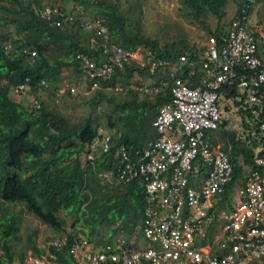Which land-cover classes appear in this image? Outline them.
<instances>
[{
	"label": "built area",
	"instance_id": "1",
	"mask_svg": "<svg viewBox=\"0 0 264 264\" xmlns=\"http://www.w3.org/2000/svg\"><path fill=\"white\" fill-rule=\"evenodd\" d=\"M240 1L220 40L210 35L198 60L181 55L179 64L156 58L149 48L139 54L138 48L108 45L103 19L84 21L85 28H96L101 37L92 39L94 48L101 51L98 58L76 53L91 89L99 88L100 79H109L115 66L122 68L135 61L152 73L168 68L163 74H171V80L160 76L148 84L141 81L138 88L152 95L168 93L171 100L158 107L152 121L153 140L140 150L121 145L110 160L112 168L97 173L106 184L120 181L142 186L143 217L135 233L120 232L112 242L96 244L80 233L64 232L50 241L49 248L67 246L73 264H250L264 260V121L260 118L264 108V20L256 35L248 23L255 0ZM53 12L64 17L63 21L73 20L49 6L42 16L50 19ZM55 24L61 25V21ZM184 64H199L204 70L198 84L173 76L182 72ZM194 72L191 67L188 74ZM225 86L238 92L232 116L245 121L258 142L253 164L237 191L229 153L204 137L223 120L219 101ZM70 91L75 93L73 88ZM255 124L257 132H253ZM113 145V135L98 127L83 152L85 161L93 163ZM45 253H27L18 264H64L50 249Z\"/></svg>",
	"mask_w": 264,
	"mask_h": 264
},
{
	"label": "trees",
	"instance_id": "2",
	"mask_svg": "<svg viewBox=\"0 0 264 264\" xmlns=\"http://www.w3.org/2000/svg\"><path fill=\"white\" fill-rule=\"evenodd\" d=\"M74 1L79 2L85 9L91 10L93 7L92 12L100 14L102 23L107 28L108 45L119 44L129 50H136L138 47L149 48L156 58H163L175 64L180 63L181 55H186L189 61L198 60L203 49L191 46L181 52L175 46L159 47L156 39L140 33L134 26L131 27V11L121 12L116 4L118 0ZM228 1L181 0V3L193 10L191 17L203 26L200 19L202 15L210 13L218 20L223 18ZM32 3L41 7L39 0H0V24L12 26L14 29L12 33H0V264H15L13 243L17 239L16 219L19 216L12 211L15 205H23L41 223L55 232H65V215L60 214L65 212L75 218L72 227L82 228V233L89 240L99 225L105 226L112 234L121 231L128 236L133 235L135 227L140 225L143 217L142 186L138 182L124 184L120 181L110 185L101 184L97 173L112 168L110 160L121 145L140 150L144 146L145 136L155 133V137L152 121L158 114V107L171 100L168 93L152 95L139 89L143 80L132 81L135 76L147 77L149 80L163 76V79L171 80V74L158 75V70L152 73L135 61L124 64L122 68L115 66L109 79L99 80L100 86L95 89L93 100L102 98L111 102L112 97L105 89L115 86L116 82L121 83L123 89L127 90L129 99L119 102L113 100L112 111L114 110L115 115L110 113L106 117L105 128L114 137L110 152L100 154L94 163L85 162L83 165L79 154L95 137L100 123L91 119L78 124L72 123L60 112L47 108L44 102L38 108L23 105L10 96V91L25 83L35 95L40 90L54 94L65 66H75L77 75L85 73L74 58L76 51L94 58L101 55V51L88 45L90 36L96 40H101V37L92 28L82 30V25L78 22L70 26H52L40 18ZM74 10H70L71 15L81 16ZM225 27L220 26L215 32L208 30L210 35L219 41L225 34ZM81 35L86 37L84 39L87 44L78 40ZM11 37H15L10 40L13 48L20 51L26 46L29 50H34L36 56L28 58L20 53L21 51L7 53L3 42ZM64 53L66 57L62 55ZM191 67L195 70L193 75L188 74ZM191 67L184 64L181 66L182 72L178 71L173 76L189 79L192 85H196L205 73L199 64ZM85 81L90 87L91 82ZM142 91L145 96L139 100V92ZM220 93H225L226 97H232L234 100L238 95L233 86H225ZM260 117L264 120V108ZM226 124V121L222 120L217 130H207L204 137L209 140L208 137L213 132H225L229 141L222 149L229 153L234 171L238 175V155L242 156L244 163L251 165L257 140L254 138L246 142L237 139V132L227 129ZM112 225H115V228L110 229ZM29 242L32 241L29 239ZM31 246V253L35 255H41L45 251L32 243ZM50 250L55 251L52 247ZM55 252L64 264H73L67 253V246ZM26 254V251L20 250L18 261L20 262Z\"/></svg>",
	"mask_w": 264,
	"mask_h": 264
},
{
	"label": "rangeland",
	"instance_id": "3",
	"mask_svg": "<svg viewBox=\"0 0 264 264\" xmlns=\"http://www.w3.org/2000/svg\"><path fill=\"white\" fill-rule=\"evenodd\" d=\"M67 1L68 5H70L69 7L67 6L68 9L77 7V5L74 3V0ZM109 1L114 2L116 0ZM237 1L239 2V0ZM237 1L235 2L238 3ZM65 2L66 1H63L62 3ZM235 2H232L231 0L228 3L226 2V14L220 20H218L215 15L210 13L202 15L200 19L203 21V26L198 21L196 22V20H193L190 15V13H192L191 11L193 10L185 7L181 3V0H118L116 4L121 12L128 10L131 11V13H129L131 18L129 23H131V27L134 26L135 29L140 33L156 39L158 41L159 47L161 48L164 46H175L177 50L183 52L184 48L188 49L191 46H195L197 49L204 48L211 34L208 29L215 32L218 27L225 25V30H227L228 22L233 15L232 13L234 7H236ZM92 9L93 7L91 10ZM253 9L255 12L253 15L249 14V21L256 19L257 24H260V22L264 20V1H256L252 6L251 11ZM92 15L90 13L86 14V19L91 18ZM205 26H207V28ZM13 30L14 29L12 26L0 24V33H12ZM79 37V41H82L84 38H86L82 35ZM138 49L140 54L142 50L146 48L138 47ZM62 55L66 57L65 53ZM60 76V81L62 76L69 77V79L66 85L60 84L56 86L59 87L62 85L64 92L66 88L69 90L70 87H73L75 89V93H72V95L61 94L56 90L54 94H49V92L40 90L35 95L31 93V88H29V90L23 92L22 94L26 96H24L25 101L23 102V105L33 106L34 100H37L40 104L44 102L47 108L60 112L72 123L78 124L85 121L86 119H91L100 123V126L106 130V117L110 115V113L111 115H115L114 110L112 111V101L114 100L115 102H119L129 99V93L127 90L123 89V85L121 83L116 82L115 86L106 87L105 89L106 93L112 97L110 100L111 102L102 98L93 100L95 89H90L87 82L81 76H77L76 68L73 65L65 66L62 69ZM147 79V77L143 78L141 76H135L132 81L135 82L137 80L139 82L143 80L148 83L146 81ZM10 93L12 98H15L14 93L17 95V97L21 96L20 93H13V90H11ZM143 96H145L143 91L139 92V100ZM222 98L223 99H220L219 103L222 101L223 107H221L220 104V112L222 118L224 119L227 115V112H230V110L225 111V93L222 94ZM227 118L230 120V122H233L232 124H234V126H237V120L234 118V116L227 115ZM232 124H230V126L228 124V127L231 128ZM243 136H245V134ZM79 157L82 164L85 165L83 162L84 158L81 156V154H79ZM238 164L242 168L241 173L243 176H245L247 174V166L243 164L241 158L238 159ZM99 182L104 184L101 181ZM235 185L237 186V189H239V186L241 185V175L236 178ZM12 211L14 214H19L18 218L16 219L18 230L15 233V237H17V239L13 243L15 262L19 259L18 253L20 250H24L27 253L32 252L31 243L36 245L41 250H47L50 241L61 234L59 232L53 231V229L41 223L38 218L33 216L25 207H23V205H15ZM60 214L65 215L66 222L63 226L65 232H77L84 235L82 233V228L72 227V221L75 220L73 215L65 212H60ZM83 228L87 230L85 225H83ZM113 228H115V225L110 227V229ZM111 235L112 232H109L105 226L99 225V227L94 230L91 240L101 244V242L108 240ZM29 239L32 241L31 243L29 242ZM250 264L263 263L252 262Z\"/></svg>",
	"mask_w": 264,
	"mask_h": 264
},
{
	"label": "clouds",
	"instance_id": "4",
	"mask_svg": "<svg viewBox=\"0 0 264 264\" xmlns=\"http://www.w3.org/2000/svg\"><path fill=\"white\" fill-rule=\"evenodd\" d=\"M40 1V4H41V7H37V5L35 4V3H32V7L35 9V12L40 16V18L41 19H43V20H45L48 24H50V25H52V26H57V27H63V26H65V25H68V26H70V25H72V24H74V22H78V23H80L81 25H82V30H87V29H91V28H85L84 27V21H91V20H93V19H95V18H101L100 16H98V15H96L94 12H92V10H91V15H92V17L91 18H88V19H86V14H89V12H90V10L89 9H85L84 8V6L83 5H80V3H78V4H75V5H77V7L76 8H70V9H68L66 6H63V5H61L60 3H58L57 2V0H39ZM255 2H256V0H255ZM58 4V5H57ZM45 6H49V7H51V8H55V9H57V10H59V11H61V12H63L64 14H67V15H70L72 18H73V20L72 21H63V18L64 17H62V16H60V15H57L56 13H51V15H50V19H46L45 17H43L42 16V11L45 9ZM71 9H75L74 11H76L78 14H81V16H79V17H74L73 15H71L70 14V10ZM79 12H78V11ZM89 11V12H88ZM84 15H83V14ZM56 20H60L61 21V25H56L55 24V21ZM92 29H94L95 30V33H96V28H92ZM97 34V33H96ZM98 35V34H97ZM94 37L93 36H91V40H90V43L88 44L90 47H93V49L94 50H96L95 48H94V46L92 45V39H93ZM11 39H15V37H11V38H9V39H6L4 42H3V48H4V50L7 52V53H9V52H12V53H16V52H20V53H22V54H24V55H26L28 58H34L35 56H36V52L34 51V50H29V48L28 47H26V46H23V48L19 51L18 49H16V48H13V46H12V42L10 41ZM24 50H26L28 53H26V52H24ZM77 52H80V51H76L75 52V54H74V58H75V60H77L78 61V63L80 64V66L82 67V65H81V63L79 62V60L78 59H76V53ZM33 53V54H32ZM10 54V53H9ZM13 55V54H12ZM83 68V67H82ZM163 69H167V68H163ZM83 76H84V80H87L86 79V76H85V73L83 74ZM87 84H89L88 82H87ZM29 86H28V84H25V83H23V84H19V85H17L16 87H14V88H12V90H13V93L14 92H16L17 94H23V92H25V91H27V90H29ZM71 88H73V87H70L69 88V90L66 88V90H65V92H64V89H63V87H57V91L59 92V93H61V94H71L72 95V93H71V91H70V89ZM90 89H91V86L89 87ZM74 89V88H73ZM95 89H97V88H95ZM14 95L17 97V95L14 93ZM10 96H11V93H10ZM15 99V98H14ZM16 100V99H15ZM33 106H34V108H38L39 106H40V103H38V101L37 100H34V104H33ZM32 106V107H33ZM246 115V114H245ZM261 118V117H260ZM226 119V117L223 119V120H225ZM245 120V119H244ZM262 121H264L263 119H261ZM226 121V120H225ZM226 126L228 127V124H229V126H230V124H232L233 122H229V119L226 121ZM246 122L245 121H243V122H238V120H237V126L235 125L234 126V124H232V126H231V128H227V129H232V130H235L236 132H237V136H236V138L238 139V138H240L241 140H243V141H246V142H248L249 140H251V139H254L255 138V133L252 135L251 134V130L249 129V126H248V124L246 125L245 124ZM246 126V127H245ZM99 127H101V126H99ZM252 128H254V131L253 132H257L258 131V124H255ZM107 130V129H106ZM245 130H246V133H245ZM108 131V130H107ZM109 132V131H108ZM109 133H111V132H109ZM112 134V133H111ZM245 134V136H243ZM113 135V134H112ZM257 146H258V142H257V145H256V147H254V153L256 152V148H257ZM120 148V147H119ZM118 148V149H119ZM221 148V147H220ZM117 149V150H118ZM85 150V149H84ZM117 150H116V152H117ZM84 152V151H83ZM83 152L81 153V156L84 158V156H83ZM116 152H115V154H116ZM254 153H253V155H254ZM239 158H241L242 159V161H243V164L245 165V166H247V169L248 170H250V168H251V166H252V164H253V162H252V164L250 165V164H246V163H244V160H243V158H242V156H239ZM238 158V159H239ZM238 159H237V167H238V169H240V172H239V174L238 175H236V172L234 171V177H235V179L239 176V175H242V173H241V170H242V168H241V166L238 164ZM252 160H253V156H252ZM84 163L86 162L85 161V159H84V161H83ZM87 163V162H86ZM94 163V162H93ZM249 165V166H248ZM233 167H234V165H233ZM102 182V181H101ZM236 181H234V183H235ZM104 183V182H103ZM106 184V183H105ZM124 184H128V183H124ZM110 185V184H109ZM232 185H233V182H232ZM140 225H141V223H140ZM140 225H138L137 227H135V229L134 230H136ZM121 231H119V232H117V233H115V234H112L111 235V237L108 239V240H106V241H104V242H101V244H103V243H109V242H112L113 240H114V238L120 233ZM64 233V232H63ZM124 233V232H123ZM62 234V233H61ZM125 234V233H124ZM85 236V235H84ZM86 237V236H85ZM87 238V237H86ZM88 239V238H87ZM89 240V239H88ZM92 241V240H91ZM93 243H96V244H98V242H94V241H92ZM51 248V247H50ZM49 248V246H48V249L47 250H49L50 249ZM53 248V247H52ZM53 249H55V248H53ZM47 250H45L44 251V253L47 251ZM57 250H59V249H55V251H57ZM60 250H62V249H60ZM54 251V253L56 254V252ZM57 255V254H56ZM58 258V257H57ZM60 260V259H59ZM18 262L19 261H14V263L15 264H18ZM264 262V260H262V262H259V263H263ZM255 263H257V262H255Z\"/></svg>",
	"mask_w": 264,
	"mask_h": 264
},
{
	"label": "crops",
	"instance_id": "5",
	"mask_svg": "<svg viewBox=\"0 0 264 264\" xmlns=\"http://www.w3.org/2000/svg\"><path fill=\"white\" fill-rule=\"evenodd\" d=\"M63 1H66L65 3H62ZM230 1V0H229ZM228 1V2H229ZM232 2L234 1H237V0H231ZM240 1V0H239ZM57 2L58 3H60L61 5H63V6H70V5H68V1L67 0H57ZM227 2V3H228ZM238 2V1H237ZM74 3L75 4H78L79 2H75L74 1ZM235 5H236V7H234V10H233V15H232V17H231V19L229 20V22H228V24L231 22V20H232V18L234 17V15L236 14V12H237V8H238V6H239V2L238 3H236L235 2ZM89 12V11H88ZM255 12V10L253 9L251 12H250V14L251 15H253V13ZM89 13H91V10H90V12ZM83 14V13H82ZM98 16H100V14H98ZM259 24V23H258ZM258 24H257V20L255 19V20H250L249 21V25H251L252 27H254V29H255V34L257 35V28H258ZM228 27H229V25H228ZM80 38V37H79ZM82 42V44H87V41H85V39L84 40H82L81 41ZM90 43V38L88 39V44ZM168 70V68L167 69H160V70H158L157 71V74L158 75H163V73L165 72V71H167ZM77 76H81L83 79H84V76H83V74L82 75H77ZM61 77V76H60ZM156 78V77H155ZM68 79H69V77H65V76H62V79H61V81L59 80L58 81V83H57V85H60V84H63V85H66L67 84V81H68ZM154 78H151V80H153ZM151 80H149V79H147L146 81L147 82H150ZM59 87H62V85L61 86H59ZM24 96L25 95H21V96H19V97H16L15 96V99L18 101V102H20V103H22L23 104V102L25 101V99H24ZM26 97V96H25ZM221 99H223L222 98V94H221ZM225 102H226V105H225V107H226V109H225V111H227V110H230V112L228 111L227 112V115L229 116V115H233V112H234V110H235V107L238 105V102H237V100H234V98H232V97H226L225 96ZM237 102V103H236ZM221 107H223L222 106V101H221ZM224 107V108H225ZM227 115H226V121L228 120V118H227ZM246 127V126H245ZM224 128V127H223ZM220 130V129H219ZM245 133H246V130H245ZM154 134L155 133H151L150 134V136H145V138L143 139V141H144V145L148 142V141H150V140H153L155 137H154ZM209 140H210V142L213 144V146L214 147H221V148H223V146L225 145V144H228V138H227V136H226V134H225V132H223V131H216V132H213L212 134H210L209 135ZM239 156H241L240 154L238 155V158H239ZM249 166V165H248ZM249 170L247 169V172H248ZM243 178H244V176H243V174L241 175V181L243 180ZM241 188V185L239 186V189ZM234 189H236V191L238 190L237 189V186L235 185V187H234ZM234 189H233V191H234ZM231 200H233V196H231Z\"/></svg>",
	"mask_w": 264,
	"mask_h": 264
}]
</instances>
